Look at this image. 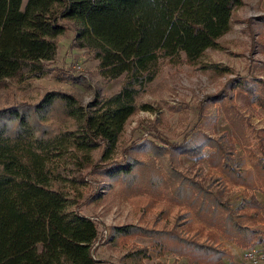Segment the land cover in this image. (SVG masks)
I'll return each mask as SVG.
<instances>
[{"label":"trees","instance_id":"1","mask_svg":"<svg viewBox=\"0 0 264 264\" xmlns=\"http://www.w3.org/2000/svg\"><path fill=\"white\" fill-rule=\"evenodd\" d=\"M242 3L26 0L21 7L22 0H0V89L9 88L10 82L51 74L58 40L69 28L74 30L71 48L92 54L103 79L123 76L117 92L88 105L68 92L50 90L33 104L5 100L0 106V264L98 263L92 251L102 235V225L81 212L87 202L84 196L91 190L86 177L101 172L109 177L132 173L136 164L128 159V152L134 143L123 150L125 157L112 160L111 155L137 109L139 92L154 80L161 60L182 56L187 64H197L207 50L219 48L218 40L229 31L233 12ZM229 84L264 107V94L258 95L251 80L239 76ZM54 108L70 121L69 129L58 131L44 124L45 114ZM204 137L203 143L195 132L168 149L188 155L196 163L206 160L233 183L242 184L239 159L228 150L232 145L229 136ZM149 142L155 150L164 148ZM257 147V171L264 175L260 138ZM205 149H212L215 155L211 165L210 153L202 154ZM190 180L193 192L185 195L200 202L193 217L174 215L169 228L158 227L157 221L150 226L114 228V238L141 232L150 239L149 247L126 254L130 264H141L140 260L150 257L149 251L159 257L173 253L187 258V264H218L232 255L220 244V237L242 249L264 244V230L259 226L263 205L255 196L222 199L225 186L211 189Z\"/></svg>","mask_w":264,"mask_h":264},{"label":"rangeland","instance_id":"2","mask_svg":"<svg viewBox=\"0 0 264 264\" xmlns=\"http://www.w3.org/2000/svg\"><path fill=\"white\" fill-rule=\"evenodd\" d=\"M25 2L22 0L21 7ZM73 36L74 30L69 28L59 38L51 74L18 84L10 82L9 88L0 89V106L5 100L33 104L50 90L75 95L83 105L117 92L123 76L103 79L92 54L71 48ZM218 43L219 48L207 50L197 64H187L182 56L161 60L154 80L139 92L137 109L127 120L111 155L112 160L125 157L123 150L134 143L128 152V159L136 164L132 173L109 177L101 172L86 177L91 190L84 196L87 202L81 212L102 225V235L92 251L97 264H130L125 258L129 251L150 245V239L141 232L114 238L115 227L150 226L157 221L158 227L169 228L174 215L187 213L193 217L200 210V202L185 195L193 192L190 179L208 184L211 189L225 186L222 199L255 196L263 205L259 226L264 230V175L257 171L259 138L264 146V107L229 84L235 77H245L263 97L264 0H243L233 12L229 31ZM44 124L58 131L72 126L58 108L45 114ZM195 132L203 143L204 136H229L232 145L228 150L239 159L242 184L233 183L229 175L212 168L206 160L196 163L194 158L168 149ZM152 140L166 150H155L149 142ZM212 151L202 152L206 156L210 153V165L215 159ZM94 155L99 156L97 152ZM212 174L220 179H212ZM220 244L232 255L218 264H241L242 248L223 237ZM148 254L150 257L140 260L141 264H172L175 260L187 264V258L173 253L165 252L160 257L154 251Z\"/></svg>","mask_w":264,"mask_h":264},{"label":"built area","instance_id":"3","mask_svg":"<svg viewBox=\"0 0 264 264\" xmlns=\"http://www.w3.org/2000/svg\"><path fill=\"white\" fill-rule=\"evenodd\" d=\"M241 264H264V244L243 249Z\"/></svg>","mask_w":264,"mask_h":264}]
</instances>
